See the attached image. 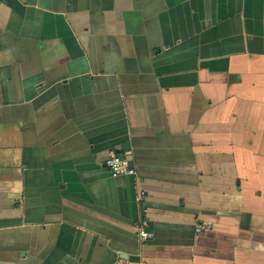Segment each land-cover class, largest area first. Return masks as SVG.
Listing matches in <instances>:
<instances>
[{
    "label": "crops",
    "instance_id": "obj_1",
    "mask_svg": "<svg viewBox=\"0 0 264 264\" xmlns=\"http://www.w3.org/2000/svg\"><path fill=\"white\" fill-rule=\"evenodd\" d=\"M0 264H264V0H0Z\"/></svg>",
    "mask_w": 264,
    "mask_h": 264
},
{
    "label": "built area",
    "instance_id": "obj_2",
    "mask_svg": "<svg viewBox=\"0 0 264 264\" xmlns=\"http://www.w3.org/2000/svg\"><path fill=\"white\" fill-rule=\"evenodd\" d=\"M105 165L114 177L136 174L135 169L129 166L127 160L115 153L110 155ZM142 225L146 226V222L144 221ZM143 227H141L140 235L143 239H148L149 235L143 230Z\"/></svg>",
    "mask_w": 264,
    "mask_h": 264
}]
</instances>
